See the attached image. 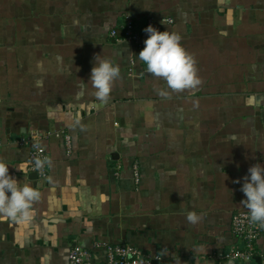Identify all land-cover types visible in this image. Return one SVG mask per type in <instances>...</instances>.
Listing matches in <instances>:
<instances>
[{
    "label": "crops",
    "instance_id": "0c3cea01",
    "mask_svg": "<svg viewBox=\"0 0 264 264\" xmlns=\"http://www.w3.org/2000/svg\"><path fill=\"white\" fill-rule=\"evenodd\" d=\"M127 15L138 32L172 18L161 31L180 34L200 84L171 90L148 73L144 43L110 36ZM95 55L120 69L103 103ZM31 132L45 177L28 168ZM0 159L41 193L30 219L0 215V264H68L75 244L100 263L95 243L164 264H246L221 256L236 243L233 214L247 210L243 177L264 163V0H0ZM248 264H264V234Z\"/></svg>",
    "mask_w": 264,
    "mask_h": 264
},
{
    "label": "clouds",
    "instance_id": "9594fccd",
    "mask_svg": "<svg viewBox=\"0 0 264 264\" xmlns=\"http://www.w3.org/2000/svg\"><path fill=\"white\" fill-rule=\"evenodd\" d=\"M144 32L147 33V38L138 57L145 63L148 73L162 79L171 90L193 89L200 84L195 59L181 45L180 34L167 29L160 31L151 24ZM119 75V66L99 55L94 56L89 80L99 101H107L113 82ZM158 94L167 95L163 90ZM35 164L40 167L42 161L37 159ZM235 183H240V180L237 179ZM240 190L244 194L241 203L249 212V220L264 227V163L257 162L248 168ZM40 198L41 193L33 185L21 186L18 179L10 174L9 164L0 159V215L16 221H26L33 215V205ZM186 218L195 224L201 216L189 211Z\"/></svg>",
    "mask_w": 264,
    "mask_h": 264
},
{
    "label": "built area",
    "instance_id": "2783aa9c",
    "mask_svg": "<svg viewBox=\"0 0 264 264\" xmlns=\"http://www.w3.org/2000/svg\"><path fill=\"white\" fill-rule=\"evenodd\" d=\"M172 21V18H162L158 24H155L149 20L146 27L151 24L161 31L164 24ZM122 29V37H119L115 30L111 31L110 36L116 41L126 40L135 44L144 43V40L147 38V33L135 30L134 22L130 15L125 16ZM54 134L63 136L66 146H70V137L67 133L61 130ZM40 138V134L31 132L29 137L21 144L27 145L30 148L29 170L36 172L41 177H45L47 174V156L45 148L40 143ZM37 159L42 161L40 167H36L35 161ZM130 168L134 181L139 183L141 175L138 164L133 163ZM230 230L236 243L221 256V259L232 263L242 262L248 264L252 262L257 254V242L261 235L264 234V227H261L259 224H253L249 220L248 210H238L232 216ZM95 245L96 247L102 245L104 250L102 262H96L95 256L90 250L75 244L68 252V264H164V259L161 256H151L132 244L95 243Z\"/></svg>",
    "mask_w": 264,
    "mask_h": 264
},
{
    "label": "rangeland",
    "instance_id": "374dc122",
    "mask_svg": "<svg viewBox=\"0 0 264 264\" xmlns=\"http://www.w3.org/2000/svg\"><path fill=\"white\" fill-rule=\"evenodd\" d=\"M138 46H140V45H143V43H138L137 44ZM133 163H137L138 164V162L137 161H133L132 163H131V165H130V167L132 166V164ZM138 166H139V164H138ZM119 168V166H117V169ZM140 170V169H139ZM116 175H119V173H118V170H117V172L115 173ZM141 177V176H140ZM134 179V178H133Z\"/></svg>",
    "mask_w": 264,
    "mask_h": 264
},
{
    "label": "water",
    "instance_id": "95a60500",
    "mask_svg": "<svg viewBox=\"0 0 264 264\" xmlns=\"http://www.w3.org/2000/svg\"><path fill=\"white\" fill-rule=\"evenodd\" d=\"M33 175H35V174H33Z\"/></svg>",
    "mask_w": 264,
    "mask_h": 264
},
{
    "label": "trees",
    "instance_id": "16d2710c",
    "mask_svg": "<svg viewBox=\"0 0 264 264\" xmlns=\"http://www.w3.org/2000/svg\"><path fill=\"white\" fill-rule=\"evenodd\" d=\"M118 35V34H117Z\"/></svg>",
    "mask_w": 264,
    "mask_h": 264
}]
</instances>
